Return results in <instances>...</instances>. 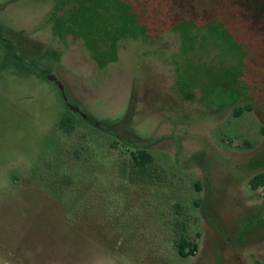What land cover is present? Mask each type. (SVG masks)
<instances>
[{
    "label": "rangeland",
    "instance_id": "rangeland-1",
    "mask_svg": "<svg viewBox=\"0 0 264 264\" xmlns=\"http://www.w3.org/2000/svg\"><path fill=\"white\" fill-rule=\"evenodd\" d=\"M260 174L264 0H0V264H264Z\"/></svg>",
    "mask_w": 264,
    "mask_h": 264
},
{
    "label": "trees",
    "instance_id": "trees-1",
    "mask_svg": "<svg viewBox=\"0 0 264 264\" xmlns=\"http://www.w3.org/2000/svg\"><path fill=\"white\" fill-rule=\"evenodd\" d=\"M244 109L237 108L235 110V116L239 117L243 113ZM75 123L70 117H64L59 123V130L64 134H71L75 130ZM132 162L134 164L135 169L138 171V178L144 179H152L154 177L153 173V164L154 158L147 150H139L131 155ZM250 188L253 191H257L258 189L264 187V174H260L253 178L249 184ZM177 250L180 258L187 259L191 256V251L189 252V244L182 237L177 242ZM260 264V263H256Z\"/></svg>",
    "mask_w": 264,
    "mask_h": 264
}]
</instances>
